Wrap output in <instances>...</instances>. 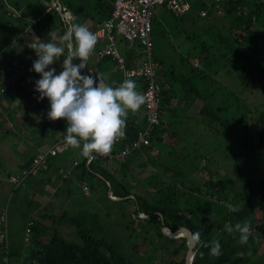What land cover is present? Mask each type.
<instances>
[{
	"label": "trees",
	"instance_id": "16d2710c",
	"mask_svg": "<svg viewBox=\"0 0 264 264\" xmlns=\"http://www.w3.org/2000/svg\"><path fill=\"white\" fill-rule=\"evenodd\" d=\"M52 1L0 0V55L1 50L9 46L12 41L22 40L20 37L23 32L31 28V23H36V28L46 35L53 29L59 37L64 34L68 22L83 24L92 32L97 24L109 16L112 8V0H58L61 5L58 10L55 5H52ZM243 2L244 0H219V12L207 8L204 15H199V9L206 7L205 2L190 0V7L192 5L197 7L198 16L212 13L217 16L228 15L229 18L217 25L212 22L206 28L205 37L201 36L195 44H190L184 52L179 53L175 60L167 61L166 64L159 61L158 64H162V68H154L155 79L161 87L158 100L159 123L153 125L148 136V144L132 149L122 157L108 158L95 155L96 158L88 162L85 161L80 150L77 153L74 148L66 153L64 151L67 148H62L50 156L37 171L38 173L56 171L54 174L57 178L76 179L78 182L88 184L92 191L97 189L102 191L104 199L125 202L123 209L116 204L113 210L126 218L127 238L139 233L135 228L137 226L142 232L141 243L153 246L155 245L153 232L157 233L156 236H161L162 241L168 244H165L167 248L162 244H157V248L152 247L159 252L164 264H186L185 252L188 237L184 234L172 237L163 232L162 227L174 233H187L186 229L181 227L187 228L190 235L195 232L200 233L201 243L195 249H191L192 256L189 264H256L248 257L246 249L252 241L264 237V219L255 216V211L264 214V62L258 60L253 52L257 46V38L260 37L257 35L254 20L263 13L261 7L263 0L256 1L255 6L249 9H245ZM60 12L65 14L66 18H63ZM34 18L35 20L32 21ZM208 28L209 32H207ZM194 35L185 34L184 37L187 40H194ZM132 42L139 45L137 40ZM99 45L100 41L97 39L94 51L87 61V67L81 70V75H90L94 78V73L107 70L111 64L113 68L106 76L104 83L117 87L125 79H132L140 93L144 87L143 77L139 75L124 77L117 67L116 60L107 55L96 56L95 50ZM33 54L31 58L25 60L27 63L23 68L19 66L16 68L22 70L17 76V81H26L31 87L38 78H41L40 74L32 70V63L38 58L35 51ZM123 55L125 66L135 64L136 60L131 52ZM193 59L197 60L196 64L193 63ZM62 63L63 60L60 63L54 62L45 70L54 68L56 70L54 74L58 75L63 70ZM73 63L79 64L80 61L74 59ZM217 64L220 68L232 69L241 85L253 88L255 92L257 90L260 93L259 98L253 100L254 105L251 106L245 101L240 102L238 94H234L236 102L233 105L225 103L222 99L214 101L217 102L214 106L206 101L210 94L211 99L220 97L212 94V90L206 91L205 85V82L209 83V86L216 82ZM225 69L224 71L227 72ZM194 107L195 112L192 113ZM187 109L191 110L192 114L186 113ZM229 109H233L238 116L230 115L227 112ZM188 120L191 123L199 121L202 123V120H205L204 124L209 130L218 133L220 131L223 134L226 131L231 132L236 122L244 121L245 125L239 124L245 127L247 124L250 125L249 135L243 145L254 153L258 165L251 166L248 174L240 178L239 190H232L234 182L230 177L212 179L209 176L202 180V183L200 182L205 188L200 191L199 186L195 185L197 182L185 178L183 169L175 167V163L172 164L173 161L159 163L156 157L150 156L149 151L154 143L157 148H160L159 150H162L161 152L172 153L171 143L166 142L161 134L162 131H166L164 126L166 122L176 124L177 127ZM142 124L143 111L140 112V117L130 112L124 135L113 144L112 151L128 146L136 137V132ZM188 126L187 124L186 127ZM62 130L60 134L63 140L66 129ZM169 133L176 136L175 143H177L184 137L186 131L178 133L175 128ZM54 142L59 143L58 139ZM159 150L156 153H159ZM31 155L32 153L23 161L21 160L13 173L26 165ZM110 159L116 162L115 169L106 166V162ZM148 163L152 166L160 165L161 169L158 171L151 169L145 175V185L148 189L143 188V194L138 182H135L133 188L129 182V176L134 166L146 167ZM65 170H68L66 175L63 174ZM9 174L12 173L7 171V179ZM27 177L19 185H14L8 180L13 185L12 190L24 185ZM49 177L47 175V179ZM97 185L99 188L96 187ZM65 190L70 192L68 187ZM106 190H110L111 194L117 198L107 197ZM186 192L189 193L188 196H184ZM215 192L222 193V196L212 198ZM189 198L191 205L188 207L185 205L183 208V202L185 204L186 199ZM4 202L5 200H0V208L6 207ZM226 204H232L239 210L230 211ZM112 211L105 213L110 215ZM140 213L143 216H140ZM45 219L47 221H43ZM244 221L250 222L251 231L247 244L241 245L238 243L239 234L229 233L226 226L234 228L236 223ZM62 224L71 226L77 239L66 238L60 229ZM7 226L6 223L5 245L2 239L0 240L3 264L8 263V257L11 255L21 256L19 264H156L147 261L145 256L133 259L125 254L117 240L109 239L103 234L105 226L100 222L99 214L86 207L78 208L73 213H69L66 208H60L58 211L43 210L35 216H28L25 227H28L26 235L30 233L29 239L27 238L30 244L27 248L9 243ZM1 228H3L2 225H0ZM214 240H218L221 245L222 254L219 257L210 255L211 242ZM172 242L176 243L172 244ZM131 244L136 249L139 242L133 240ZM250 251L255 252L256 245L252 246ZM3 256L6 260H3Z\"/></svg>",
	"mask_w": 264,
	"mask_h": 264
},
{
	"label": "rangeland",
	"instance_id": "374dc122",
	"mask_svg": "<svg viewBox=\"0 0 264 264\" xmlns=\"http://www.w3.org/2000/svg\"><path fill=\"white\" fill-rule=\"evenodd\" d=\"M256 1L258 0H244L245 9L255 6ZM261 7L263 13L258 19L254 20L257 35L260 37L257 38V46L253 52L256 54L258 60L264 62V1L261 3ZM197 10V7L192 5L185 13L174 15L163 4L156 3L154 5L152 9L150 39L151 58L155 69L163 67L162 64H158L159 61L166 64L167 61L175 60L179 56V53L184 52L190 44H195L201 36L205 37V31L209 24L212 22H215L216 25L221 24L229 18L228 15L217 16L212 13L206 16H198L196 14ZM30 26L31 28L23 32L20 37L22 40L12 41L9 46L1 50L0 55V200H5L4 203L7 207L9 243L21 248L23 246L24 248L28 247L30 243L27 240L30 233L27 236L24 229L28 216H35L43 210L58 211L60 208H66L69 213H73L78 208L86 207L88 210L96 211L99 214L100 222L105 226L103 234L109 239L117 240L125 254L133 259L145 256L147 261L164 264L156 248L158 247L157 244H162L163 247L167 248V242H163L161 236H156L157 233L154 234L153 232V243L155 244L153 246L156 248L153 249V246L150 244L143 245L140 239L142 232L139 231L141 229L137 226L135 228L139 233L127 238L128 229L125 228L127 224L126 218L120 216L118 211L114 212L115 210H113L116 204L123 209L126 203L112 202L104 199L102 191L99 189L92 191L88 184L78 182L76 179L57 178L54 174L56 171L53 172L52 170V172H37V175H30L25 179L24 185L12 190L13 185L8 181L6 172L10 171V173H13L16 171L21 160L23 161L28 155L36 150L46 149L56 139L60 140V132L67 127V121L64 119H58L59 121L48 119L47 113L50 110V104L48 100H45L46 97L42 100L38 99L39 93L35 90L36 82L31 87L26 81H17V76L22 71L20 68H23L27 63L25 60L34 55V50H31L27 46L28 43L33 42V39L36 38H39L43 42L58 43L59 36L57 33H54L53 29L50 34L46 35L36 28V23H31ZM209 31L210 29L208 28L207 32ZM185 34L189 36L195 34V39L187 40L184 37ZM114 44L123 57V54L131 52L136 60L134 63H139L142 60L143 55L140 51V45H137L135 42L124 40L120 35L115 34ZM21 59L23 63L20 61ZM63 59L64 57L61 56L55 62L60 63ZM18 66L20 70L16 69ZM218 66L219 64L215 68ZM112 68V65L109 64L107 70H100L96 74L94 73V78L97 75V77L105 82L106 76L109 73L108 71L112 70ZM224 69L217 68L216 82L210 86L209 83L205 82L206 91L212 90V94L220 97L216 98L217 100L215 98L211 99L210 94L206 101L214 106L217 103L214 101L222 99L225 103L233 105L236 102L234 94H238L240 102L245 101L251 106L254 105L255 101L253 100L259 98L260 93L257 90L255 92L253 88L241 85L232 69H225L227 72ZM26 80L28 79L26 78ZM194 112L195 107L192 113ZM227 112L235 117L238 116V113L233 109H229ZM186 113L192 114L191 110L188 109ZM202 121V123L200 121L197 123H191L190 120L183 121V125L180 123L177 127L176 124H168L166 122L164 124L166 131H162L161 134L166 142L171 143L172 147L170 148L172 149V153L165 154V152H161L162 150H159L160 148H157L156 143H154L153 148L149 151L150 156L156 157V161L159 163L165 164L173 161L172 164L175 163V167L183 169L185 178L197 182L195 185L199 186L200 191L205 189L201 184L202 180L209 176L212 179L230 177L234 182L232 190H239L240 178L248 174L251 166L257 167L258 165L254 153L243 145V142L246 141L249 135L250 125L247 124V127H245L239 124L245 125L244 121L236 122L231 132L226 131L223 134L220 131L218 133L214 130H209L204 124L206 121ZM187 124L189 125L188 128L186 127ZM175 128L178 130V133L186 131L183 135L184 137L179 139L177 143H175L176 136L169 133L171 129ZM62 148H67L64 151L66 153L74 150V147L67 145L65 139L63 144L59 142L55 146L56 151ZM79 150L80 147L74 151L78 153ZM157 150H159V153H156ZM106 163V166L115 169L116 162L113 159H110ZM151 169L158 171L161 169V166H152L148 163L146 167L134 166L130 171V184L134 188L135 182H138L139 189L143 194V188L148 189L145 185V175ZM47 175L50 176L49 179H47ZM83 185L86 186V190L83 189ZM66 187L69 188L70 192L65 190ZM96 187L99 188L98 185ZM188 195V192L184 193V196ZM106 196L109 197L108 195ZM220 196H222V193L215 192L211 197L217 198ZM189 201L190 198L186 199L185 204L183 202V208L185 205L186 207L191 205ZM107 211H112V213L107 215L105 213ZM139 215L143 216L142 213ZM255 216L264 219V214L259 211H255ZM60 229L66 238L77 239V236L68 224H62ZM161 230L167 234L172 232L170 231L169 233V230L164 227ZM172 233V237L187 234L186 232ZM130 239L139 242L136 249L132 247ZM175 243L172 242V244ZM172 244L170 243L171 246ZM255 245L256 251L251 252V247ZM247 252L249 254L248 257L253 262L264 264V237L252 241L247 246ZM1 259L2 253L0 249V264H3L1 263ZM20 259L21 256L11 255L8 257L7 264H19Z\"/></svg>",
	"mask_w": 264,
	"mask_h": 264
},
{
	"label": "clouds",
	"instance_id": "9594fccd",
	"mask_svg": "<svg viewBox=\"0 0 264 264\" xmlns=\"http://www.w3.org/2000/svg\"><path fill=\"white\" fill-rule=\"evenodd\" d=\"M97 43L96 35L83 24L68 22L58 43L43 42L39 38L28 43L37 59L33 69L41 78L36 81L38 99H48L50 120L67 121L65 141L74 148L81 147L83 157L95 159L94 154L108 155L113 144L124 135L126 120L130 112L135 113L144 103V96L137 91L132 79H125L119 86L112 87L96 76L81 75ZM64 57L58 74L55 69L45 70L58 58ZM78 59L79 64L73 60ZM98 81V82H97ZM230 211L239 209L226 204ZM229 233H238V243L245 245L251 231L249 221L236 223L234 228L226 226ZM188 247L195 249L200 243V233L195 232L188 240ZM210 255L222 254L218 240L211 242Z\"/></svg>",
	"mask_w": 264,
	"mask_h": 264
},
{
	"label": "built area",
	"instance_id": "2783aa9c",
	"mask_svg": "<svg viewBox=\"0 0 264 264\" xmlns=\"http://www.w3.org/2000/svg\"><path fill=\"white\" fill-rule=\"evenodd\" d=\"M206 7L199 9V15H204L206 9H211L214 12H219L218 9L219 0H203ZM264 1V0H263ZM156 3L163 4L166 9L172 12L174 15H181L190 8V0H112V8L109 16L102 20L93 29V33L100 41L99 47L96 48L95 54L97 57L109 56L116 60L117 67L121 71L124 77L130 76H142L144 79V87L140 92L144 96V103L141 105L143 111V124L137 130L136 137L130 142L128 146H124L119 150L112 151L106 156L108 158H118L125 156L132 149L138 148L141 145L149 143V134L153 127L159 123V109L158 100L160 93V84L155 79V69L153 60L151 58V15L152 9ZM52 5H55L56 9L61 8L58 0H53ZM63 18H66L65 14L60 12ZM32 19V21H34ZM115 34L120 35L124 40L133 41L137 40L140 45V51L143 55L142 60L139 63H135L131 66H125L124 57L118 52L114 44ZM193 63L196 64L197 60L193 59ZM64 140V139H63ZM62 138L58 140L62 141ZM57 142V141H56ZM56 142L50 144L46 149L36 150L30 156L26 165L22 166L19 171L9 174L8 180L14 185L23 183V179L29 175L35 174L39 168L47 161V159L54 155L56 152ZM82 144L80 152L82 151ZM88 162L89 159L85 158ZM75 163V161H73ZM68 173V170L63 172L64 175ZM103 178V177H102ZM108 183V181L104 178ZM86 190V186H82ZM106 195L111 198H116L112 195L110 190H106ZM7 214L6 207L0 208V225L3 228L0 229V240L5 245L6 241V226ZM28 231V227H25V234ZM3 260H6L3 256Z\"/></svg>",
	"mask_w": 264,
	"mask_h": 264
},
{
	"label": "water",
	"instance_id": "95a60500",
	"mask_svg": "<svg viewBox=\"0 0 264 264\" xmlns=\"http://www.w3.org/2000/svg\"><path fill=\"white\" fill-rule=\"evenodd\" d=\"M117 198V197H116ZM181 228H184V229H186V231H187V237H188V240L191 238V235H190V232L188 231V229L187 228H185V227H181ZM169 233H170V230H169ZM171 234H173L172 232L169 234V235H171ZM190 254V255H189ZM191 256H192V251H191V248H189L188 246H187V249H186V252H185V263L186 264H189V262H190V260H191Z\"/></svg>",
	"mask_w": 264,
	"mask_h": 264
},
{
	"label": "crops",
	"instance_id": "0c3cea01",
	"mask_svg": "<svg viewBox=\"0 0 264 264\" xmlns=\"http://www.w3.org/2000/svg\"><path fill=\"white\" fill-rule=\"evenodd\" d=\"M108 72H110V70H109ZM140 112H142L141 107L139 108V111H138V112H137V111L135 112V114H136V115H139V117H140Z\"/></svg>",
	"mask_w": 264,
	"mask_h": 264
}]
</instances>
